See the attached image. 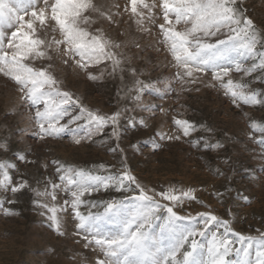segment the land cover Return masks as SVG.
<instances>
[{
    "label": "snow or ice",
    "instance_id": "6c2138e0",
    "mask_svg": "<svg viewBox=\"0 0 264 264\" xmlns=\"http://www.w3.org/2000/svg\"><path fill=\"white\" fill-rule=\"evenodd\" d=\"M125 10L136 17L138 25L149 23L158 27L160 43L177 69V81L194 84L200 74L210 73L237 107L241 103L264 106V87H254L256 82L264 84V32L247 15L243 0H129ZM93 13L112 19L93 0H0V74L15 82L21 102L34 110L29 116L31 123L17 131H30L39 139L61 137L67 132L80 144L82 139L91 140L111 127V137L117 143L109 151L121 155L120 167L101 163L85 169L53 160L56 179L45 178L43 188L39 187V181L32 188L27 179L14 181L12 170L18 171L16 163L0 160V210L6 216L18 215L14 208L4 204L14 205L18 194L31 189L32 204L40 209L47 227L63 236L71 220L76 234H84L85 247L93 246L94 264H264V230L257 228L256 235H245L234 230L230 219L220 218L213 210L180 216L176 209L185 200L197 199L192 188L169 186L158 191L138 180L119 145L123 135L121 119L127 108L123 112L117 109L103 114L83 106L79 98L61 89L52 65L45 63L52 59L48 49L53 44L58 53L70 56L81 69L107 61L111 63L112 74L124 71L123 54L117 51L120 44L107 37L101 28H92L96 23ZM160 18L163 23L157 24ZM49 31L59 32L61 39L42 38ZM63 62L67 64L68 59ZM131 72L135 75L136 69ZM233 72L242 74L241 78L234 80ZM88 77L98 78L91 72ZM158 83L136 79L127 92L134 93L130 99L138 108L150 110L154 105L142 103V96L147 93L162 98L171 87L169 84L162 90ZM73 104L80 105V115L69 114ZM65 117H69L68 121L61 123ZM81 119L85 121L86 131L77 138L81 125L77 124V129L70 125ZM126 122L128 127L137 126L134 117H126ZM173 123L174 134L157 133L161 141L189 138L202 127L188 119L175 118ZM139 124L147 127L144 118ZM250 128L260 134L256 140L264 146V122L253 119ZM190 143L205 150L223 148L220 141L210 142L204 136ZM153 147L161 145L154 141ZM0 150H10L9 137L0 138ZM16 158L27 160L23 152H17ZM109 190L123 194V198L86 199L93 193ZM61 192L68 197L62 204L58 200ZM241 199L250 202L247 195ZM98 206L103 207L102 212L81 210ZM226 213L235 218L231 209ZM181 220L190 223L182 225ZM157 221L162 223L155 234L152 226ZM213 224L222 227L223 233L212 232L208 244H201L196 237H204ZM232 254L235 259L230 260Z\"/></svg>",
    "mask_w": 264,
    "mask_h": 264
},
{
    "label": "rangeland",
    "instance_id": "374dc122",
    "mask_svg": "<svg viewBox=\"0 0 264 264\" xmlns=\"http://www.w3.org/2000/svg\"><path fill=\"white\" fill-rule=\"evenodd\" d=\"M93 3L112 17L109 20L93 13L96 23L92 28H101L107 37L120 44L117 51L123 54L121 67L124 71L117 70L112 74L111 63L107 61L90 65L87 70L81 69L70 56L58 53L53 44L48 49L52 59L45 63L52 65L51 70L60 81L61 89L79 98L83 106L103 114L128 109L121 119L123 135L119 140L126 163L148 188L155 187L158 191L169 186L184 190L192 188L197 199L185 200L176 209L180 216L213 210L220 218L230 219L234 230L245 235H256L257 228L264 230V146L257 143L260 134L250 128L253 119L264 122V106L241 103L237 107L218 82L213 81L210 73L200 74L194 84L177 81V69L171 55L160 43L158 27L149 23L138 25L136 17L125 10L129 7V0H93ZM243 7L257 28L264 32V0H243ZM158 23H163L162 18L157 20ZM53 37L61 39L59 32L49 31L42 35L48 41ZM64 59H68L67 64ZM133 68L136 69L135 75L131 72ZM88 72L98 78L89 79ZM241 75L231 74L234 80H239ZM136 79L146 83L159 81L157 87L162 90L169 84L171 87L162 98L145 93L142 103L154 107L142 110L130 99L134 93L127 92ZM254 87H264V84L256 82ZM17 89L14 81L0 74V138L7 136L10 140V150H0V160L16 163L18 171L12 170L14 181L27 179L32 188L37 187L39 181V187L43 188L45 178L56 179L53 160L85 169L101 163L120 167L121 155L109 151L117 143L111 137V127H106L103 134H97L91 140L82 139L80 144H76L67 132L61 137L39 139L30 131H17L31 123L29 116L34 112L21 102ZM69 114L80 115V105H71ZM126 117H134L137 126L128 127ZM141 118L145 119L147 127L139 124ZM175 118L188 119L202 127L189 138L161 141L157 133L174 134ZM68 119L65 117L61 123ZM77 124L81 125L78 129ZM84 125L83 119L70 125L77 129V138L85 135ZM250 132L252 136H249ZM200 136L210 142L220 141L223 148L205 150L202 146L193 147L190 140ZM154 141L161 147L154 148ZM17 152H23L27 160L19 161ZM242 195H247L250 202H244ZM33 198L31 189H27L15 197L17 202L14 205L4 204V207L14 208L18 215L6 216L0 210V264H94L96 252L93 246L85 247L84 234H76L72 221L69 220L63 236L56 234L47 227L40 209L33 206ZM65 198L68 197L61 192L58 200L62 204ZM113 198L122 199L123 194L109 190L86 197L94 201ZM228 209L235 218L227 215ZM81 210L85 213L89 210L102 212L103 207H82ZM160 223L162 221H157L152 226L155 234L159 233ZM179 223L188 225L190 222L181 220ZM217 230L223 233L219 225H210L206 235L196 239L207 245L212 232ZM229 259H235V255H230Z\"/></svg>",
    "mask_w": 264,
    "mask_h": 264
}]
</instances>
